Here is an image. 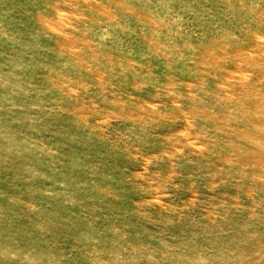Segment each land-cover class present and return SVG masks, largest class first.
I'll list each match as a JSON object with an SVG mask.
<instances>
[{"label": "rangeland", "instance_id": "374dc122", "mask_svg": "<svg viewBox=\"0 0 264 264\" xmlns=\"http://www.w3.org/2000/svg\"><path fill=\"white\" fill-rule=\"evenodd\" d=\"M0 264H264V0H0Z\"/></svg>", "mask_w": 264, "mask_h": 264}]
</instances>
